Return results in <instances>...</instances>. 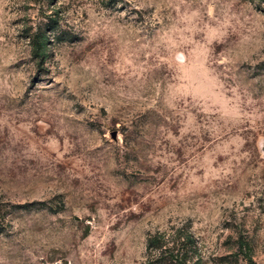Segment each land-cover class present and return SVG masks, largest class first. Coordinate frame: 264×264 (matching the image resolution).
Wrapping results in <instances>:
<instances>
[{"label": "rangeland", "instance_id": "374dc122", "mask_svg": "<svg viewBox=\"0 0 264 264\" xmlns=\"http://www.w3.org/2000/svg\"><path fill=\"white\" fill-rule=\"evenodd\" d=\"M181 228L264 264V0H0V264H165Z\"/></svg>", "mask_w": 264, "mask_h": 264}, {"label": "trees", "instance_id": "16d2710c", "mask_svg": "<svg viewBox=\"0 0 264 264\" xmlns=\"http://www.w3.org/2000/svg\"><path fill=\"white\" fill-rule=\"evenodd\" d=\"M36 43V42H35ZM195 238L188 230L158 232L148 240L147 251L159 253L165 264H189L195 250Z\"/></svg>", "mask_w": 264, "mask_h": 264}]
</instances>
